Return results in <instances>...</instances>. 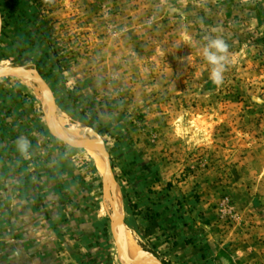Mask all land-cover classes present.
Returning a JSON list of instances; mask_svg holds the SVG:
<instances>
[{
  "label": "rangeland",
  "instance_id": "obj_1",
  "mask_svg": "<svg viewBox=\"0 0 264 264\" xmlns=\"http://www.w3.org/2000/svg\"><path fill=\"white\" fill-rule=\"evenodd\" d=\"M0 14V67L37 70L63 130L104 141L134 251L264 264V0H0ZM216 36L234 54L219 86L200 54ZM45 112L36 85L0 80L15 181L0 211L20 191L64 264H120L101 166L54 139Z\"/></svg>",
  "mask_w": 264,
  "mask_h": 264
},
{
  "label": "water",
  "instance_id": "obj_2",
  "mask_svg": "<svg viewBox=\"0 0 264 264\" xmlns=\"http://www.w3.org/2000/svg\"><path fill=\"white\" fill-rule=\"evenodd\" d=\"M1 31L2 19L0 14V34ZM2 79H15L24 83H32L36 85L40 91L45 107L46 127L50 135L71 149L85 152L88 150L101 155L103 162L102 198L103 202L109 203L111 208L110 212L107 211L110 223L116 224L118 228V230H115L112 226L110 232L112 233L115 241L120 264H162L153 254L149 252L135 251L136 254L133 257H128L126 255L128 243L125 240V213L118 205L117 183L110 162V157L102 138L93 129L87 127L83 129L88 137L87 139L78 142H71L66 138L63 128L58 124V109L54 94L37 70L25 67L0 69V80ZM150 260L152 261L150 262Z\"/></svg>",
  "mask_w": 264,
  "mask_h": 264
},
{
  "label": "crops",
  "instance_id": "obj_3",
  "mask_svg": "<svg viewBox=\"0 0 264 264\" xmlns=\"http://www.w3.org/2000/svg\"><path fill=\"white\" fill-rule=\"evenodd\" d=\"M6 125L5 118L1 116L0 203L5 197L11 196L10 190L15 182H11V176L8 175L12 170L11 153L8 150L13 147L8 141L10 133L7 131ZM19 193H15L17 201L12 207L8 205V211H0V224H2L0 226V264H64L68 256L58 257L53 254L61 247L58 245L59 241H56L58 239H52V237L45 243L38 239V233L31 226L32 220L37 217L38 212L28 211V203ZM62 247L65 248L66 245H62ZM69 260L68 258L66 264H74L73 259L71 263Z\"/></svg>",
  "mask_w": 264,
  "mask_h": 264
},
{
  "label": "clouds",
  "instance_id": "obj_4",
  "mask_svg": "<svg viewBox=\"0 0 264 264\" xmlns=\"http://www.w3.org/2000/svg\"><path fill=\"white\" fill-rule=\"evenodd\" d=\"M206 44L201 49V56L208 65L209 80L219 86L224 81V74L228 65L232 63L233 53L229 52V45L219 37H205ZM16 147L21 156L27 159L30 155V141L21 136L16 141Z\"/></svg>",
  "mask_w": 264,
  "mask_h": 264
},
{
  "label": "bare ground",
  "instance_id": "obj_5",
  "mask_svg": "<svg viewBox=\"0 0 264 264\" xmlns=\"http://www.w3.org/2000/svg\"><path fill=\"white\" fill-rule=\"evenodd\" d=\"M4 68H12V67H9V66H4V67H0V69H4ZM60 118V117H58ZM63 118V117H61ZM61 122V121H60ZM60 122L58 123L59 126H60ZM62 123V122H61ZM63 126V125H62ZM64 133H65V136L68 140H71L72 138H79V139H83L82 135H86L84 131L82 132H79L78 131V128H70V129H67V130H63ZM92 157L99 163V165L101 166V169H102V172H101V175H103V162H102V158H101V155L97 154V153H92ZM93 159V160H94ZM110 226L115 229V230H118L116 224H111L110 223ZM127 236V235H126ZM125 240L126 242L128 241L125 237ZM134 246V245H133ZM129 254L131 255L132 257L136 254V252L134 251V248L131 246V245H127V248H126V255ZM152 260H150L151 262ZM153 263V262H152Z\"/></svg>",
  "mask_w": 264,
  "mask_h": 264
}]
</instances>
